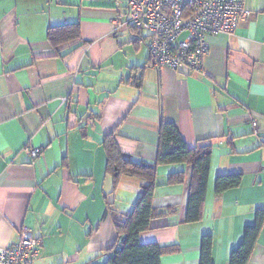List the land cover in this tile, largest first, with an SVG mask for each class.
Masks as SVG:
<instances>
[{
    "label": "crops",
    "instance_id": "1",
    "mask_svg": "<svg viewBox=\"0 0 264 264\" xmlns=\"http://www.w3.org/2000/svg\"><path fill=\"white\" fill-rule=\"evenodd\" d=\"M241 1L251 14L208 34L193 71L156 68L145 34L112 27L127 0H0V247L29 230L41 240L32 264H82L111 248L105 197L130 210L141 182L124 176L112 191L101 141L114 132L126 157L151 163L166 121L188 147L211 145L206 198L200 220L186 222L191 166H158L161 215L140 241L177 248L161 264H199L200 237L212 234L213 263L228 264L264 208V0ZM76 22L77 47L55 55L48 27ZM177 171L183 183L167 184ZM217 174H240L241 184L215 195ZM247 264H264V226Z\"/></svg>",
    "mask_w": 264,
    "mask_h": 264
},
{
    "label": "trees",
    "instance_id": "2",
    "mask_svg": "<svg viewBox=\"0 0 264 264\" xmlns=\"http://www.w3.org/2000/svg\"><path fill=\"white\" fill-rule=\"evenodd\" d=\"M132 33H135L133 29ZM46 38L55 55L65 57L69 49L74 50L77 47L80 39L79 24L76 22L49 26ZM158 135L157 151L151 163L126 157L118 146L114 132L106 134L101 141L105 157L104 172L112 180V191L118 187L124 176L141 182L140 195L130 210L118 211L114 208L116 202L105 197L106 214L113 224L115 240L113 246L102 253V256H106L102 264H161L162 256L177 251V248L172 246L142 243L139 237L149 229L150 221L161 215V212L152 206L157 168L160 165L185 163L191 166L185 220L188 223L196 222L202 216V205L207 193L211 145L198 143L193 148L188 147L177 126L166 121H160ZM241 180L240 174H217L213 189L215 195L239 187ZM183 181V171L170 173L166 179L167 184L173 185ZM263 226L264 208L255 212L253 224L244 227L240 242L229 253L228 264L248 263ZM212 249V234H203L200 237L199 264H214Z\"/></svg>",
    "mask_w": 264,
    "mask_h": 264
},
{
    "label": "built area",
    "instance_id": "3",
    "mask_svg": "<svg viewBox=\"0 0 264 264\" xmlns=\"http://www.w3.org/2000/svg\"><path fill=\"white\" fill-rule=\"evenodd\" d=\"M250 14L241 0H127L125 9L110 21L114 29L126 25L146 34L149 56L156 68L199 71L208 50L206 36L231 33ZM183 32L185 36L177 40ZM40 151L26 152L35 157ZM40 246V238L22 230L18 241L0 247V264H32Z\"/></svg>",
    "mask_w": 264,
    "mask_h": 264
},
{
    "label": "rangeland",
    "instance_id": "4",
    "mask_svg": "<svg viewBox=\"0 0 264 264\" xmlns=\"http://www.w3.org/2000/svg\"><path fill=\"white\" fill-rule=\"evenodd\" d=\"M120 1H124V2H125V0H120ZM143 34H145V33H143ZM145 36H146V34H145ZM184 36H185V32H183V33L177 38V40H181ZM146 39H147V37H146ZM147 41H148V40H147ZM262 157H263V160H262V161H264V155H263ZM263 166H264V165H263ZM258 183H259V182H258V180H257V181H256V184H258ZM261 187L264 189V179L262 180ZM252 219H254V216H253ZM252 221H253V220H248L247 224H248V223H252ZM248 225H249V224H248ZM262 241H263V236H262ZM103 252H104V251L100 252V254H98V255H96V256H93V257H95V258H93L94 260H91L90 262L87 261V262H84V263H82V264H102L103 261H104V259H105V257H106V256H102V253H103Z\"/></svg>",
    "mask_w": 264,
    "mask_h": 264
}]
</instances>
